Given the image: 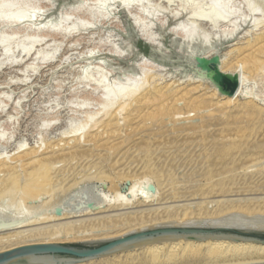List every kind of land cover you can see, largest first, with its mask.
<instances>
[{
    "label": "bare ground",
    "instance_id": "6f19581e",
    "mask_svg": "<svg viewBox=\"0 0 264 264\" xmlns=\"http://www.w3.org/2000/svg\"><path fill=\"white\" fill-rule=\"evenodd\" d=\"M38 1L40 0H0V26L7 28L26 23L35 31L56 32L65 36L96 27L95 20L85 23L70 22V2L62 5L58 13L47 14L57 0H45L51 7L45 12H40L36 6ZM112 1L97 0L95 7L87 10L94 17H108ZM182 1L184 10L172 13L170 23L152 24L154 16L160 10L158 7L147 10L148 7L143 6L142 13L145 17L132 19L139 37L134 43L139 49L141 45L142 49L131 63L130 69L117 71L114 67V78L110 79L102 72L98 78L93 79L88 68H84L81 79L84 82L93 81L95 89L101 90L103 94L98 115H102L104 119L114 112V119H111V115L107 124L119 129L122 128L120 119L130 124L144 109H160L158 114L163 119L167 115H177L178 112L172 114L169 108L165 110V114L161 110L165 104L163 101L172 99V102L178 104L184 94H198L202 98L200 104H212L222 109L240 108L242 112L254 115L257 121L244 126L237 124L239 118H234L230 119L229 125L205 121L201 123L203 127L200 129L199 125L188 124L166 129L162 139L151 144L143 143L136 149L135 152L142 150L143 154L131 159L134 169L123 171L119 175L132 180L127 194L116 193L118 195L111 200L102 197L101 204L82 209L88 200L86 193L90 190L88 183L91 177L87 178L88 183L82 182L84 180L77 181L69 191L76 193L79 190V201L73 203L70 213L50 212L44 216H36L35 212L20 210L16 211V215L7 214V220L0 222V252L38 243L111 240L163 230L159 234L133 240L110 254L72 264H264V244L203 230L215 227L264 230V93L255 91L254 88L242 89L240 97L244 101L240 102L221 94L218 89L209 93L207 90L211 86L193 77H177L171 84L162 86L156 82L152 86L148 84L150 80H162L165 76L163 72L167 69L151 57L145 56H166L167 43L159 31L164 27H167L171 39L168 45L176 47V52L182 56L187 53L193 40L212 43L223 37L232 39L237 34L244 35L256 27H263L258 40L264 42V19L254 18L264 9V2L255 4L252 0H241L248 15L240 17L239 6L230 5L228 0H211L208 8L204 7L203 2L194 4L190 0ZM137 2L139 0H120L124 9H129ZM40 19L42 22L38 23ZM204 22L211 26V31L204 30L201 26ZM219 24H227L229 32L215 33L214 29ZM157 26L160 29L157 30ZM244 26L245 30L240 32ZM144 32L147 38L142 37ZM38 42L40 39L37 36L16 39L13 35L0 33V46L6 58V62H1L0 67L5 63L16 62L11 56L13 50L28 56ZM109 43L111 45L112 41ZM212 46L214 45L197 51L203 50V54L215 51ZM112 48L119 57L129 55L128 49L120 43H112ZM34 59L47 60L49 54L44 50H37ZM148 60L154 65V70L150 72L142 64ZM223 60L224 57L221 64ZM99 62L104 67L106 62ZM257 62L259 67L264 66L263 61ZM168 74L173 72L168 71ZM183 83L184 87H179ZM178 92L183 96H179ZM188 104L193 108L199 106L195 99ZM86 119L85 125H71L68 128L70 133L67 134H75L81 142L82 135L86 136L87 130L101 121L95 116ZM3 136L4 134H0V139ZM127 140L118 143L120 145L116 151H122ZM135 141L136 139L133 142ZM90 148L78 143L62 151L48 148L40 152L39 149L33 150L34 148H28L22 143L14 153L21 161L16 164L6 163L11 156L1 154L0 160L4 159L5 162L2 165L5 173L1 181L5 186L1 184L0 200L2 201L6 191H9L6 192V198L22 195V199L17 198L21 199L19 202L22 201L18 203L20 206L21 203L31 204L37 201L41 194L48 191L53 196L58 195L69 180L65 172L69 170L71 159L90 152ZM62 160L65 164H60ZM116 161L115 165L122 160ZM179 168H184V172L180 173ZM154 177L166 186L163 185L165 190L161 194L150 191L149 183ZM116 185L114 183L112 187L115 189ZM177 229L192 231L178 232ZM55 259L49 255L28 256L15 260L12 264H50ZM59 259L63 260L61 257Z\"/></svg>",
    "mask_w": 264,
    "mask_h": 264
},
{
    "label": "rangeland",
    "instance_id": "374dc122",
    "mask_svg": "<svg viewBox=\"0 0 264 264\" xmlns=\"http://www.w3.org/2000/svg\"><path fill=\"white\" fill-rule=\"evenodd\" d=\"M96 1L57 0L56 5L52 9H50L49 3L45 0H40L36 4L40 12L50 9L47 14H56L62 9V5L70 2V22L81 21L85 23L95 20L96 27L86 32H76L65 36L56 32L35 31L26 23L7 28L0 26L1 34L13 35L16 39L24 36H37L40 39V42L33 47L31 54L25 56L18 50H13L11 56L16 62L5 63L0 67V134H4L3 138L0 139V155L11 156V159L9 157V161L6 163H21L14 153L22 143L28 148H34L33 150L39 149L40 152L48 148L62 151V149H69L78 143L91 147L90 152L75 157V160L73 158L71 159L72 161L70 160L69 170L65 172L69 180L66 181L64 190L58 195L53 196L52 193H48L51 191H48L41 194L37 201L31 202V204H28L29 202L21 203L22 206H20L18 203L22 201L19 202L18 200L23 198L22 195L14 194L18 197L13 195L14 197L6 198L5 195H8L6 192L9 191L3 193V199L2 201L0 200V222L5 221L7 214L12 215L14 213L16 215L20 210L28 213L35 212V215L38 214V216H44V214L47 215L50 212L54 214L70 213L74 206L73 203L79 199L77 198V191L79 190H76V193L72 192L73 195H71V187L77 181L84 180L82 182H86L89 177H91L90 183L86 182L88 185L90 184V190L86 193L88 200L82 209L96 207L99 205L98 203L101 204L102 197L111 200L119 192L121 195L127 194L129 187L132 185V180L130 181L124 176L122 178L119 175L123 171L127 170L128 172L132 171L130 169H134L131 166L133 164L131 159L143 154L142 150L135 152L136 149H139L143 143L151 144L156 142V140L162 139L161 137L164 136L166 129L187 124L189 126L199 125L200 129V127H203L201 123L205 121L229 125L234 118H239L237 124L244 126L254 124L257 121L254 115L244 113L240 108L222 109L219 108L220 106L217 107L212 104H200L202 98L198 94H184L183 96L180 93L183 97H181L182 100L178 104L172 102V99H164L165 101L163 102L165 104L161 109L166 114L165 110L169 108L172 114L175 111L178 112L177 115H167L164 120L163 116L159 117L158 112L160 109L153 107L148 111L144 109L147 112L141 110L136 120L130 124H126L125 121L120 119L122 128H111L107 124V120L110 119L111 115V119H114V112H111L107 117L105 116L104 119L102 115H98L103 98L102 91L95 89L93 81L84 82L81 79L82 71L87 67L93 79L98 78L102 72L108 78H114V67H116L117 71H127L142 49L141 45L140 49L135 46L134 42L139 37L133 27L132 19H143L145 17L142 13L143 6H147V10L154 7L160 9L152 20V24L155 25L170 23L172 13L182 12L184 6L182 0H139L129 9H124L120 4V0H113L109 7L111 10L110 16L99 18L92 16L87 10L95 7ZM190 1L194 4L203 2L204 7L208 8L207 6L211 0ZM228 1L230 5L239 6L238 16L246 17L248 15L247 8L241 0ZM252 2L261 4L264 0H252ZM262 5L264 6V3ZM78 7L80 8L78 9ZM254 18L264 19V9L257 13ZM41 22L42 20L40 19L38 23ZM201 26L205 31H209L211 28L205 22ZM245 28L244 26L240 32H243ZM156 29L160 28L157 26ZM229 30L230 28L227 24H219L214 29V32L217 34L227 33ZM159 31H161L162 38L167 43L166 56L162 58H154L153 54H151L152 56L145 54V56L151 57L157 63L166 67L167 70L163 72L165 76L162 80H150L148 84L153 86L154 83L159 82V85L165 86L171 84L177 77L183 79L192 77L193 69L189 66L188 61L177 55L174 46L168 45L171 39L167 27ZM262 32L263 27H256L244 35L239 33L222 47L221 55L224 60L221 64V69L226 73H238L240 77V86L237 93L232 96L228 95V97L240 102L244 101L240 97L242 89L254 88L255 91L264 93V66L259 67L257 64V60L264 62V42L258 40V36ZM142 35V37H145V32ZM111 41L113 44L115 42L120 43L121 46L128 49L129 55L117 56L112 48V43L111 45L109 43ZM250 44L253 46L251 47ZM37 50H44L46 54H49V59L35 60L34 53ZM213 54L214 51H209L203 55L211 57ZM100 60L106 62L104 67L101 66ZM148 61L142 64L150 72L154 70V65ZM1 62H6V58L0 46ZM168 71L173 72V74H168ZM184 74H187L188 77L184 78ZM202 81L209 87L211 86L207 90L209 93H212L214 89H218L210 81ZM184 85L183 83L179 87H184ZM181 89L183 90V88ZM220 98L222 99L223 97ZM193 99L199 104L196 108L191 107V103L188 104ZM188 110L190 112H186ZM89 116L100 118L101 121L99 120V124L97 126L94 125V128L91 126V129L87 130L86 136L82 135L83 138L79 142L78 136L72 133L71 135L73 136L69 135L68 128L71 125H85L86 118ZM156 117L158 118L156 119ZM160 118L162 119L160 120ZM262 122L264 123V119ZM67 132L69 133L67 134ZM128 138L130 140H127ZM135 139L136 141L133 142ZM123 140H127L124 143V149L116 151L118 145H120L118 143L123 142ZM117 159L122 161L115 165ZM3 161L4 159L0 160V181L5 173L2 168L5 163ZM60 164H65V161H60ZM178 171L183 173L184 168L182 170L179 168ZM113 182L117 184L115 189L112 187V185L114 186ZM161 182L160 179L155 177L151 179L149 183L150 191L161 194L166 187ZM1 184L5 186L3 181H1L0 188L3 187ZM81 242L90 244L94 241H75L71 243Z\"/></svg>",
    "mask_w": 264,
    "mask_h": 264
},
{
    "label": "water",
    "instance_id": "95a60500",
    "mask_svg": "<svg viewBox=\"0 0 264 264\" xmlns=\"http://www.w3.org/2000/svg\"><path fill=\"white\" fill-rule=\"evenodd\" d=\"M229 38H219L216 41L209 43L208 41L197 40L190 42L187 53L182 56L180 53L177 55L188 61L189 66L192 67V77L202 80L210 81L216 86L221 94L235 95L240 86V77L238 73H226L221 69L222 61V47L228 42ZM215 48L214 54L211 57L203 55L202 49L206 47ZM216 45V46H215ZM187 46V44H186ZM173 48V47H172ZM175 51L176 47H174ZM184 78L188 75L184 74ZM195 230V229H193ZM204 231L214 234H224L235 236L236 238L264 244V230L260 229H247V228H233V227H215L210 229H203ZM163 230L154 232L132 234L126 237H121L111 240L94 241L90 244L87 243H38L31 245H24L8 251L0 252V264H12L15 260L27 258L28 256H54L56 259L52 260L50 264H72L77 262L86 261L89 259L98 258L110 254L114 250L122 247L123 245L139 239L140 237L159 234ZM176 231H192L191 229H177ZM63 258V260L59 259Z\"/></svg>",
    "mask_w": 264,
    "mask_h": 264
}]
</instances>
